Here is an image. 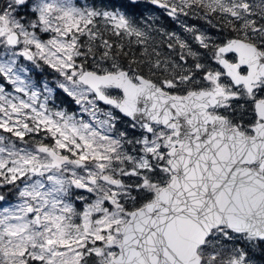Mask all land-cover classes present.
Returning <instances> with one entry per match:
<instances>
[{"label": "snow or ice", "instance_id": "obj_1", "mask_svg": "<svg viewBox=\"0 0 264 264\" xmlns=\"http://www.w3.org/2000/svg\"><path fill=\"white\" fill-rule=\"evenodd\" d=\"M0 264H264V0H0Z\"/></svg>", "mask_w": 264, "mask_h": 264}]
</instances>
